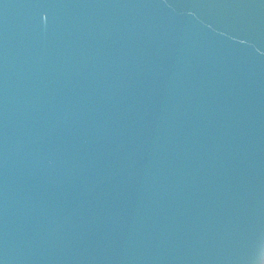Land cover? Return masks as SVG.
Masks as SVG:
<instances>
[{
    "label": "water",
    "instance_id": "obj_1",
    "mask_svg": "<svg viewBox=\"0 0 264 264\" xmlns=\"http://www.w3.org/2000/svg\"><path fill=\"white\" fill-rule=\"evenodd\" d=\"M0 264H264V0H0Z\"/></svg>",
    "mask_w": 264,
    "mask_h": 264
}]
</instances>
